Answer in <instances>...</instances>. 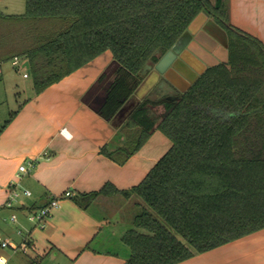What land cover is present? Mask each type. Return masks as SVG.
Masks as SVG:
<instances>
[{
	"label": "trees",
	"instance_id": "trees-1",
	"mask_svg": "<svg viewBox=\"0 0 264 264\" xmlns=\"http://www.w3.org/2000/svg\"><path fill=\"white\" fill-rule=\"evenodd\" d=\"M205 12L228 36V60L208 66L176 97L145 98L124 122L126 160L155 129L172 141L130 189L139 210L121 240L124 264H173L264 227V43L212 0H26L0 11V61L29 62L37 92L105 50L120 68L100 112L113 116L191 21ZM165 102V111L155 106Z\"/></svg>",
	"mask_w": 264,
	"mask_h": 264
},
{
	"label": "crops",
	"instance_id": "crops-1",
	"mask_svg": "<svg viewBox=\"0 0 264 264\" xmlns=\"http://www.w3.org/2000/svg\"><path fill=\"white\" fill-rule=\"evenodd\" d=\"M212 1L223 2L230 21L264 43V0ZM25 7L26 0H0L4 13L20 14ZM186 30L173 63L165 72L154 65L111 117L99 110L120 68L111 50L39 92L28 60L8 59L17 72L25 68L23 76L30 78L32 89L30 96L16 99L17 108L0 126V234L15 245L0 247V255L11 264L125 263L129 248L121 235L139 210L138 197L110 190L99 193L88 207L78 198L82 193L98 192L106 184L119 190L138 184L172 141L157 128L126 160H121L120 153L109 156L106 151L114 153L128 139V129L122 130L124 122L145 98L176 97L208 66L228 60L227 33L212 17L200 12ZM155 107L163 113L165 102ZM32 160L34 167L19 170L22 163L28 165ZM12 180L19 190L27 188L31 194L21 192L7 206ZM67 190L71 194L64 196ZM55 196L61 197L60 205L53 208L44 227L28 220L30 210ZM14 211L18 221L10 218ZM173 264H264V227Z\"/></svg>",
	"mask_w": 264,
	"mask_h": 264
},
{
	"label": "rangeland",
	"instance_id": "rangeland-1",
	"mask_svg": "<svg viewBox=\"0 0 264 264\" xmlns=\"http://www.w3.org/2000/svg\"><path fill=\"white\" fill-rule=\"evenodd\" d=\"M11 61H3L2 65H0L1 70H3L2 74L0 72V126L17 108L16 99L30 96L32 92L30 78H24L23 76L25 68L21 67L20 71L17 72L13 68ZM7 71H10L11 75L7 74Z\"/></svg>",
	"mask_w": 264,
	"mask_h": 264
},
{
	"label": "built area",
	"instance_id": "built-area-1",
	"mask_svg": "<svg viewBox=\"0 0 264 264\" xmlns=\"http://www.w3.org/2000/svg\"><path fill=\"white\" fill-rule=\"evenodd\" d=\"M18 62H19L18 59H14V63H18ZM24 75L27 76L28 73H24ZM35 165H36V162L34 160L30 161L28 165L25 163H22L19 166V170L22 172L27 171L28 168L34 167ZM17 184L18 183L16 180H12L9 183V195L6 201L7 206H12L13 201L18 198L21 192L24 194H31V191L27 188H23L22 190H19V188L17 187ZM70 194H71V191L67 190L65 191L64 196H69ZM60 199H61L60 196H55L47 204L37 209L30 210L27 214L28 220H30L33 224H35V226L44 227L47 223L48 218L52 214L53 208L58 207L60 205ZM10 218L12 220L18 221L17 212L15 211L12 212L10 214ZM10 245L15 246L14 243L8 237H5L2 234H0V247L5 248ZM0 264H11V263L8 258H6L3 255H0Z\"/></svg>",
	"mask_w": 264,
	"mask_h": 264
},
{
	"label": "water",
	"instance_id": "water-1",
	"mask_svg": "<svg viewBox=\"0 0 264 264\" xmlns=\"http://www.w3.org/2000/svg\"><path fill=\"white\" fill-rule=\"evenodd\" d=\"M187 33V30H185L182 35L177 39V41L173 44V46L162 55V57L155 64L156 70H158L159 72H165L166 69L173 63L177 56L179 47L183 44Z\"/></svg>",
	"mask_w": 264,
	"mask_h": 264
}]
</instances>
